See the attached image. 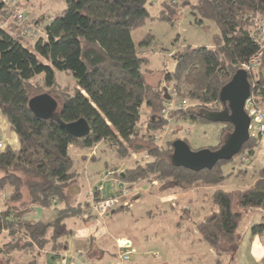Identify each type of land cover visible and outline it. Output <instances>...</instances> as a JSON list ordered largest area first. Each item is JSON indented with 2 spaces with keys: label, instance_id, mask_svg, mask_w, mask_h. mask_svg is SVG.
I'll return each mask as SVG.
<instances>
[{
  "label": "trees",
  "instance_id": "16d2710c",
  "mask_svg": "<svg viewBox=\"0 0 264 264\" xmlns=\"http://www.w3.org/2000/svg\"><path fill=\"white\" fill-rule=\"evenodd\" d=\"M65 2L60 14L30 21L42 33L29 44L23 33L25 19L8 0H0L4 25L0 26V113L17 139V148L0 147V261L11 264L13 254L29 251L32 255L34 250L36 255L26 264H38L44 251L57 259L73 234L68 226L71 220L87 223L94 218L92 214L104 217L112 211L113 215L127 212L129 207L119 204L99 215L97 207L142 182L162 183L161 187L169 185L177 192L215 188L205 194L209 212L193 223L192 233L218 259L235 256L242 217L254 209L264 211V167L251 184L223 190V166L230 161L192 172L172 164L174 141L161 145L156 140L170 120L211 123L204 112L223 110L221 88L260 52V67L246 72L250 99L264 106V41L260 44L251 35L256 17L264 23V0H162L156 17L150 14L149 0ZM187 9L196 23L212 22L218 34L211 46L183 45L166 51L163 54L169 56L171 69L153 72L147 52L153 36L142 30L154 19L173 25ZM8 20L11 23L5 25ZM55 72L69 73L73 86L60 88ZM40 75L46 93L57 102L59 119L63 123L84 119L90 129L87 136L75 139L56 121L37 118L28 109L29 99L41 91L33 82ZM149 75L158 76L159 82L148 84ZM175 98L179 105L182 101L196 105L173 108ZM142 115L148 117L145 122ZM223 125L219 143L208 149H219L232 132L231 125ZM101 143L102 152L115 153L121 160L134 155L138 159L131 168L114 172L117 183L124 184L114 196H106L100 186L92 191L91 202L72 204L69 191L81 176L76 161L86 162L83 150ZM254 147L250 137L241 151L252 156ZM175 213L177 226L193 219L190 209ZM262 233L264 225L251 228V234Z\"/></svg>",
  "mask_w": 264,
  "mask_h": 264
},
{
  "label": "rangeland",
  "instance_id": "374dc122",
  "mask_svg": "<svg viewBox=\"0 0 264 264\" xmlns=\"http://www.w3.org/2000/svg\"><path fill=\"white\" fill-rule=\"evenodd\" d=\"M7 1V0H5ZM162 0H149L150 6V14L152 17H156L158 14V10L160 9L157 5ZM175 1V0H174ZM8 4L11 6H15V11L23 16L25 19L23 21V33L26 35L28 39V43L32 44L33 40L37 37L41 36V30L35 28L33 24H30L34 21H39L41 17L45 18H52L53 16L60 14L66 8L65 0H31V1H24V0H8ZM18 20V19H17ZM29 22V23H28ZM262 19L260 17H256L254 21V25L252 26L251 35L257 41H259L260 31L264 29V23H262ZM11 23V20H8L5 25ZM263 24V25H262ZM3 25L0 23V26ZM25 25L27 26L25 28ZM4 26V25H3ZM13 29V28H12ZM141 33V31H138ZM150 33L153 36V40L151 46L147 49L148 52V68L153 70V72H158L164 69V67L170 68V64L167 61L168 57H164L163 53L166 51H173L179 49L180 46L189 45V46H211L213 43V36L218 34L217 27L210 21H203L202 24H198L195 22V18L190 14V11L184 10L174 22L173 25L167 23L165 21H158L156 19L148 21L143 33ZM262 44V42H260ZM139 54H142V49L138 50ZM262 60V53L260 52L255 56L248 65H243L240 68L247 72L256 71L260 65ZM166 61V62H164ZM166 63V64H164ZM172 65V63H171ZM157 77L149 79V83L154 84ZM37 86H40V92L36 95L46 93V89L43 88V75L37 76L33 81ZM55 83L60 86V88L68 87L71 88L74 84V80L69 73L66 72H55ZM48 94V93H47ZM55 96V95H54ZM250 98V97H249ZM187 106H195L196 104L190 103L187 101ZM179 105V100L174 99L172 100V107H177ZM260 105V109L264 114V106ZM197 110L198 108L195 107ZM222 108H219L218 111H221ZM168 110L166 109L165 112ZM143 116V121L145 122L148 117L145 115ZM161 118V117H160ZM225 125L223 124H214V123H199L192 125L191 122H183V121H173L170 120L166 125L165 128H162L157 134H159V139L156 140L161 145H169V142L175 140H183L187 141L190 149L192 150H201V149H208L216 147L219 143V131L224 128ZM255 140L256 147L253 149L252 156L249 155V152L241 151L238 155H236L232 160H230L229 164L224 165V175H226V179L224 180L223 184L220 186L223 190H231L242 188L251 184L255 177L257 176V171L264 167V135L259 136L256 134L252 137ZM221 140V138H220ZM88 157H92V149L90 150H83V154H88ZM91 154V155H90ZM96 155V156H95ZM98 151L96 150L93 157H98ZM250 156V157H249ZM136 157V156H135ZM134 157V158H135ZM145 157V156H143ZM132 159H124L121 160L119 157L116 156L115 153L107 152L106 155L99 156L98 162H88L85 164L84 162L76 161L75 167L80 169L81 176L78 181V185L74 188L70 189V202L72 204L76 203H83L86 201L91 202L90 199V192H89V182L92 177L93 170L95 172H105L106 169L112 168L111 171L120 173L122 172L117 167H121L122 165L130 163L132 165ZM130 165V166H131ZM118 169V170H117ZM118 171V172H117ZM234 171V172H233ZM230 172L233 174L228 175ZM114 177V175H113ZM115 178V177H114ZM162 183H153L149 185V182H142L138 183L136 186H133L132 193L128 194L126 192L128 198H126V205L132 204L134 206V210L118 213L113 216H104V217H97L94 214V218L90 220L87 224L83 223L79 219L71 220L68 223V226L73 230L76 235H82L83 231L92 233V236L95 238L94 244L92 243L94 249H92L94 256V250L100 248L101 246H106L112 248V244L116 242L118 239L122 238H129L132 239L134 242L137 243V248L139 249L138 252L140 253L143 247V250H147L149 247L155 248V250L159 253L160 257L162 254V258L166 261V257L169 254V264H183L182 260L185 261V252L186 245L184 244V239L189 238L192 243L190 245V252H192L189 257L197 259L201 264H213L212 258L208 256V248L204 250L206 244H202V246L197 244L195 238L196 233H192L193 231V223L197 222L203 216H205L206 211L209 212V204L207 205V201L203 199L206 193H210V189H205L203 191L198 190L196 193V197H194V202L192 201L190 204L186 203L185 201L179 202V204H187L191 205L188 206L189 209L192 211L191 216L193 219L189 222H182L180 225L177 226L176 221H172L170 219L165 218L163 215L157 216L155 220L154 217H149L146 214V211L152 210L151 214L157 213V205L158 202L155 198H152L150 195H154L155 197L157 194H160V198L164 199L163 195H168L167 197L171 199V203H174L176 199H172L170 195H173L172 188L170 186H163L161 187ZM123 187V184H121ZM159 186L161 188H159ZM135 187V189H134ZM148 188V189H147ZM127 189V188H126ZM119 190V188H118ZM117 190V191H118ZM116 188L112 186V184L107 185L105 187V195L106 196H114ZM166 192V194L164 193ZM136 193L138 195H145V198H141V200H133V197ZM179 193V192H177ZM124 195V194H123ZM122 195V196H123ZM163 196V197H162ZM124 197V196H123ZM123 197L116 196L118 198L114 203V207H118L121 204ZM115 199V198H114ZM156 200V201H155ZM76 202V203H75ZM178 202V201H177ZM209 203V202H208ZM162 204V202H161ZM131 205V206H132ZM207 205V206H206ZM200 206L205 207L203 212H200ZM112 209V210H113ZM169 211V210H168ZM264 211L259 209H254L250 211L249 215L243 216L240 224L238 233H242L246 235L247 232L249 233L251 227L255 225H259L262 222V217H264ZM107 213V212H106ZM172 215V219L174 215L172 212H169ZM163 216V217H162ZM118 219V220H117ZM187 220V219H185ZM184 221V220H183ZM253 222L252 225L249 222ZM264 222V221H263ZM178 227V228H177ZM189 231H186V229ZM191 232V233H190ZM251 232V231H250ZM193 239V240H192ZM119 241L115 252V258L119 261L120 259V250L121 247L119 246L122 242ZM126 241V240H125ZM264 243V240H262ZM84 243H90L87 240L82 241L78 244V247L81 249H85L87 246ZM153 244L157 247H154ZM167 244V248L165 247ZM89 245V244H88ZM82 246V247H81ZM141 246V247H140ZM161 246L163 248H161ZM90 247V246H88ZM202 247V248H201ZM134 250V249H133ZM154 250V249H153ZM166 250V251H165ZM172 250V251H171ZM135 251V250H134ZM37 250H34L33 254L31 255L29 251L21 252L18 254H13L11 264H26L33 255H36ZM46 252V253H45ZM111 252V249H110ZM169 252V253H168ZM45 253V254H44ZM196 253V255L194 254ZM46 254L52 255L50 252L44 251L41 252L40 256H45L43 260H49ZM135 254V253H134ZM133 254V255H134ZM27 256V257H26ZM211 256V254H210ZM30 257V258H29ZM157 257V255H155ZM158 259V261H162ZM235 256L228 257L225 261H220V264H230L233 263ZM150 263L140 257H136L129 263L133 264H152V259L150 256L146 257ZM210 260L209 262L207 260ZM163 260V261H164ZM124 261V260H123ZM142 261V262H141ZM159 261V262H160ZM162 261V262H163ZM194 261V260H193ZM204 261H207L203 263ZM0 264H4L0 261ZM48 264H51L49 261ZM260 264V263H258Z\"/></svg>",
  "mask_w": 264,
  "mask_h": 264
},
{
  "label": "crops",
  "instance_id": "0c3cea01",
  "mask_svg": "<svg viewBox=\"0 0 264 264\" xmlns=\"http://www.w3.org/2000/svg\"><path fill=\"white\" fill-rule=\"evenodd\" d=\"M157 7H159V8L161 7V2L157 5ZM163 56L166 57L165 55H163ZM164 62H166V61H164ZM164 64H166V63H164ZM155 77H157V79H156L154 84H151V83L148 82L149 79L155 78ZM146 82L148 84H150V85H155V84H157L159 82V77L158 76H150L149 75L148 77H146ZM191 124L194 125L196 123H191ZM197 124H199V123H197ZM0 145L3 148L6 147V146L17 148L16 136L10 130V127H9L6 119L4 118V116L1 113H0ZM103 148H104V144L103 143H101L97 147L93 148L92 149V156H94L96 150L98 151V154H100L99 156L106 155V153H107L106 150H105V152H102ZM76 153H77V155H81L78 152H76ZM89 153L90 152H88V154H86V157L89 156ZM99 156L95 157L96 160H94V161H91L89 159L91 157H88V160L86 162H84V163L87 164L88 162H98ZM135 156L136 155H134L131 158L132 161L138 159V157H135ZM130 165L131 164L128 163V164L122 165L121 167H117V168L122 171V170H125V169H128V168H131L132 165L131 166ZM111 169H113V167L106 169V171L103 172V173L102 172H95L93 170L92 177H91L90 182H89L90 185H88L89 188H90L89 189L90 195H91V193H93L92 191L94 190L95 187L102 186V188L104 189L107 185H110V184H112V186H114V188H119V191H121L120 190L122 188V186H120L121 183H117V180L113 177L114 173H113V171H111ZM231 174H233V173L230 172L228 175H231ZM78 181H79V179H78ZM134 189H135V187H134ZM205 189H210V193H211L212 190L215 189V188H201V189H194V190H191V191L179 192V193H177V191H173V195H170V197L172 199H174V198L176 199V201L174 203L169 202V201H171V199H169L167 197L168 195L162 194L164 196V197L162 196L164 198V199H162V198H160V194H157L156 197L154 196L155 193H154V195H150L149 194L148 196H150L152 198H155L157 200V201L156 200L155 201L158 202L159 205H157V207H156V209L158 210L157 213L151 214L150 212H152V210H148V211H146V214L149 217L155 216L154 217L155 220L157 219V216L163 215L165 218L170 219L173 222L177 221L175 212H177V211L180 212L182 208L189 209L188 206H191V205H187L185 203L184 204H179V202L185 201L186 203L190 204L194 200V197H196L195 195L198 192V190L203 191ZM132 190L133 189H128V191H129L128 194L132 193ZM133 194L136 195V193H133ZM207 194H209V193H206V195ZM123 196L121 195V197H123V199H122V202H121L120 205L129 207V209L127 211L134 210V208H135L134 206L137 203L135 205H132V204L126 205V202H124V201H126V198H128V197H126L127 196L126 194H124ZM144 196L145 195H141V196L138 195V197L135 198V200L139 201V200H141V198H145ZM203 199L205 200L206 197L203 196ZM161 202H162V204H161ZM205 207L200 206V212H203V209ZM169 212H172V214L174 215L175 219L174 218L172 219V215ZM205 213H207V211ZM249 214L250 213L248 212L244 216H247ZM106 216H108V215H106ZM110 216H113V211L111 212ZM263 219H264V217H262V220ZM263 221L260 222L259 225H264ZM87 223H85V224H87ZM249 223L254 225L253 222H251V221ZM88 230L89 229H87L86 231H83L82 235H76L73 232L72 236L67 240L68 247L63 250V252L59 255V257L57 259H56V257H53L52 255L48 256V254H46L47 255L46 257L49 258V260L48 259L47 260H43V258H45V256L42 255V256H40L38 258V264H48L49 261L51 262V264H57V263H60V264H133V262L132 263H129V262L134 260L136 257H140V256H141V258L146 260L148 263H150V262H149L148 259H146V257L150 256L151 259H152V262H153L152 264H169V254H168V257H166V261H165L162 258V254H161V257H160L159 253L155 250V248H152V247H149L147 250L144 251L143 247L140 246L142 248V250H140L141 252L139 253L138 252L139 249L137 248V243L134 242L132 239H129V238H122V239H119V240L117 239L114 244H112V239H111V245H113L112 248L106 247V246H103V247L101 246L100 248L94 250V254H93L94 256H92V253H93L92 249H94L92 243L94 244L95 238L92 236V233L90 231L88 232ZM250 231H251V229H250ZM250 231H249V233L247 232L246 235H243L242 233L239 234L241 236V242H240L238 251L235 254L234 261H233V263H230V264H258V263L264 264V243L262 241V240H264V233H262L261 235L260 234H251ZM86 240L88 242H90V243H88L89 245L87 243H84V245L87 244L86 245L87 247L85 249L79 248L77 243H80L82 241L84 242ZM122 240L129 241L130 244H131V248L135 250V254L132 255L126 261H123V260L119 261V260H117L114 257L116 249H117V246L119 244V241H122ZM195 240H196L198 245L200 244L202 246L203 243L201 242V240L199 239L198 236H196ZM184 244L186 245L185 247L187 248L186 249L187 252H185V254H184L185 261L182 260V263L183 264H201V263H199V261H197L198 257H197V259L189 257V255L192 253V252H190V245L194 244V242L192 243V241H190L189 238H185L184 239ZM88 246H90V247H88ZM153 246L157 247L154 244H153ZM165 247L168 250L167 244H165ZM161 248H163V247L161 246ZM206 248H208L209 252L207 254L210 257L209 258L210 260L212 258L213 264H220V261L227 260L228 257H223L221 259H218L208 246L205 247L204 250H207ZM110 249H111V252H110ZM194 254L196 255V253H194ZM210 254H211V256H210ZM155 255H157V257H155ZM161 258H162V261L164 260L163 262L160 261ZM158 259H160L159 260L160 262L158 261V263H155L156 260H158ZM209 259L207 260L208 262L210 261ZM207 261H204L203 263H205Z\"/></svg>",
  "mask_w": 264,
  "mask_h": 264
},
{
  "label": "water",
  "instance_id": "95a60500",
  "mask_svg": "<svg viewBox=\"0 0 264 264\" xmlns=\"http://www.w3.org/2000/svg\"><path fill=\"white\" fill-rule=\"evenodd\" d=\"M249 97L250 84L247 79V72L241 69L220 90L219 100L223 105V110L204 112V117L211 123L232 126V132L225 138L223 145L214 151L210 149L194 151L185 141L176 140L172 144V164L192 172H200L211 170L218 162L230 161L238 155L242 146L250 139V118L244 109ZM28 109L37 118L56 121L62 129L75 139L84 138L90 132L84 119L72 123H63L59 119L57 102L47 93L30 98Z\"/></svg>",
  "mask_w": 264,
  "mask_h": 264
},
{
  "label": "built area",
  "instance_id": "2783aa9c",
  "mask_svg": "<svg viewBox=\"0 0 264 264\" xmlns=\"http://www.w3.org/2000/svg\"><path fill=\"white\" fill-rule=\"evenodd\" d=\"M18 17L21 18V16ZM263 41H264V29L260 31L258 42L260 43ZM179 106L181 107L187 106L186 101H182V103ZM244 109L248 117L250 118V125H249L250 137H253L256 134H258L259 136L264 135V114L262 113L261 109L258 106L254 105V103L250 98L246 101ZM115 202L116 199L114 198H108L105 201L101 202L97 207V210L99 211V215H104L111 207L114 206ZM119 246L121 247L120 250L121 260L126 261L135 253V251L131 248L130 242L127 240L126 241L124 240Z\"/></svg>",
  "mask_w": 264,
  "mask_h": 264
}]
</instances>
